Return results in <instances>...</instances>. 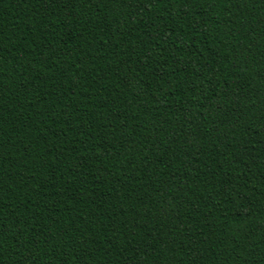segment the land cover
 Wrapping results in <instances>:
<instances>
[{"label": "trees", "instance_id": "1", "mask_svg": "<svg viewBox=\"0 0 264 264\" xmlns=\"http://www.w3.org/2000/svg\"><path fill=\"white\" fill-rule=\"evenodd\" d=\"M0 264H264V0H0Z\"/></svg>", "mask_w": 264, "mask_h": 264}]
</instances>
